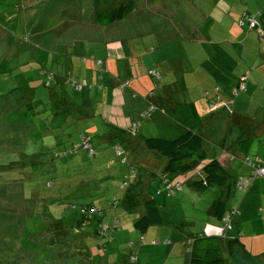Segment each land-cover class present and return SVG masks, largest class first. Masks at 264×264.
<instances>
[{"label":"rangeland","instance_id":"rangeland-1","mask_svg":"<svg viewBox=\"0 0 264 264\" xmlns=\"http://www.w3.org/2000/svg\"><path fill=\"white\" fill-rule=\"evenodd\" d=\"M134 1L136 10L129 17L103 26L95 20L93 0H0V264H128L131 255L141 259L129 264H145L146 254H138L139 248L150 252L156 246H170L162 243L170 238L163 236L167 231L161 225L154 229L159 234L146 236V244L142 243L143 236L134 226L135 214L119 198L128 164L122 162L112 143L101 140L90 127L113 120L123 128L124 137L135 122L144 125L133 136L141 140L174 139L185 128L170 114L155 112L151 119L141 117L140 96L144 95L138 92L137 99L121 98V106L113 93L115 75L107 69L116 68L122 60L130 68L129 76H139L138 83L145 87H140L141 91L154 94V90L170 83L172 91L167 94L174 100L187 101L191 95H198L183 86L184 76L193 73L178 72L177 66L184 68L192 58L194 63L206 62L207 68L214 64L201 44L190 40L192 31L201 30L208 40L207 48L212 47L209 42L216 44L223 34H229L234 21L249 28L248 23L241 24L242 10L258 16L260 5L259 0ZM85 31L101 32L107 40H121L123 59L107 58L105 37L93 41ZM218 62L228 60L219 55ZM150 70L161 74L160 80L153 78ZM166 73L170 74L167 80ZM72 78L87 82L91 89L77 90L70 82ZM142 79H148L149 89ZM218 89L216 94L203 91L212 106L220 102ZM62 92L72 101L84 98L89 107L79 108L76 115L63 112L68 105L57 98ZM239 95L246 97L236 109L247 114L250 128L245 130L246 157L264 159V89ZM81 132L92 137L97 154L88 156L83 149L63 154L80 141ZM115 143L126 149L123 138L115 139ZM163 178L161 188L168 194ZM256 178L253 204L248 219L240 223L239 236L244 231L248 236L264 231V176ZM211 188L204 201L199 199L203 191L192 195L194 198L188 196L176 212L178 219L196 215L199 222L205 221L209 202L219 198L220 188ZM243 196L242 190L235 191L230 204L239 203ZM87 203H94L96 217L83 214ZM116 220L118 227L114 228ZM184 228L191 231L186 236L196 232L190 226ZM233 231L220 237L223 244ZM179 234L175 230V235ZM153 239L161 243L151 244Z\"/></svg>","mask_w":264,"mask_h":264},{"label":"crops","instance_id":"crops-1","mask_svg":"<svg viewBox=\"0 0 264 264\" xmlns=\"http://www.w3.org/2000/svg\"><path fill=\"white\" fill-rule=\"evenodd\" d=\"M259 5L260 7L257 9L258 12L264 9V0H259ZM242 11L244 13L251 12V10L248 9ZM259 25L263 28L261 22ZM99 28L100 27H98L97 32H99ZM97 32L95 31L92 33L85 31L84 35L89 39H95L93 41H98L97 39L102 40L100 37L104 36L103 33L100 32L96 34ZM192 33L190 40L192 39V42L195 43V45L201 44L202 50H204L203 53L208 54V59H211V57L214 59V64L210 63L211 68H207L206 62L202 63L200 61L194 63L193 58L185 63L184 68L177 66L178 72L183 70L185 74L193 73L192 76H184L183 86L189 92L195 90V94H198L199 96L193 94L190 96L189 100L184 102L174 100L171 97V94H167V92L172 91V85H169L170 83L166 85L163 84L162 87L159 86L158 88H161L154 90V94H146L139 89L140 87L145 89V87L138 83L140 81L138 78L139 76H136L134 73L129 76L130 68L122 60L117 63L116 68L110 67L111 69H107L115 75L112 78V84L114 87L113 93L116 94L121 102V106V98L125 100V98L129 96L130 98L134 97L137 99L139 97L137 96V92L144 95L140 96L143 102L139 109L140 114L143 109L151 104L157 107L147 119H151L155 112H159L158 114L161 115L170 114L175 118V113L184 110V121L179 119H176V121L183 125L185 130L188 126H191V121L194 122V120L199 117L201 119V125L196 130H198V132L204 137L205 147L210 158H217L235 176L248 175L251 173V168L245 163L246 151L244 150V147L246 144L244 142L248 140V137H245V130L250 128H248L247 125V114L236 109V105L246 97H241V95H239L240 93L247 91L248 95H251L256 94L260 89H264V34L262 35L255 29H249L246 25L242 27L234 21L228 31L229 34H223L216 44L209 42L212 44V47L210 46L207 48L206 44L208 40L202 35L201 30L194 29ZM96 37L98 38L96 39ZM104 39L107 40L106 37ZM107 43L110 50L107 49V58L123 59L119 52L122 47L121 40L111 37L107 40ZM219 55H221L222 58L227 59L229 64L225 62L219 63ZM251 57L254 58L252 62L249 60ZM242 59L247 62H243ZM234 60L238 63V66H235L236 63ZM102 63L104 64L103 60ZM177 63L180 65V62ZM174 68L176 70V66ZM125 70L127 74H125ZM217 71H219V74L216 73ZM244 71L248 73L247 90L235 93L240 76L246 73ZM149 74L151 75L150 72ZM166 75L167 77L165 80L170 78V74L168 75V73H166ZM151 76L157 80H160L161 78V74L158 78L153 75ZM142 80L147 82V88L149 89L148 79ZM168 85L171 88H168ZM218 87H220L221 91L219 92L221 94V98L219 99L220 102L217 105L212 106L211 100L203 95V91H206V89L213 90L214 94L215 89ZM61 95L67 98L65 104L68 105L63 109V112H70L76 115L78 111H80L79 108L84 106L89 107L87 100L84 98H81V100L78 101H72V97L68 94L65 95L63 92L59 93V96ZM233 95L236 97L234 98ZM59 96H57V98ZM212 96L215 98V95ZM90 101L91 100L88 102ZM157 118H159V116H157ZM103 122L107 125H103L102 122L97 124V126L94 124L90 127V130L94 131L95 134L97 133L101 140H107L112 143L114 147L116 145H121V147H123L122 144L115 143V139L123 138L124 142H126V149L123 147L124 155L127 156L129 154V156H127V164L128 166L129 164L135 166L138 170V178L134 180L130 187L122 188L120 185L123 193H119L121 194L119 198L126 204L127 208H130L133 214H135L133 217L134 222L144 213V203L149 199H154L160 207L163 215V224L161 226H165L167 231L163 236H169L172 241V245L169 244L170 246L167 247L156 246L154 249H151L150 252H147L141 247L138 249L137 253L141 254L142 251L145 252V264H188L190 236L186 235H188L190 230L186 231L184 227L190 226L192 229H196L195 233H203L207 235H212L215 231L222 228L223 222L213 214V207L218 200L224 199L225 189L219 187L220 191L219 194H217V197L219 198L212 203L209 202V206L207 207V215H209V217L206 218L205 221L199 222L196 215H191L190 217L184 216L183 218L178 219L176 212L180 211L179 207L181 205H185L184 202L186 198L188 196L193 197L192 195L198 196V190L191 185L189 174L180 175L178 177L183 180L182 189L177 190L174 194H166L161 188L162 180L160 182V178H163L162 169L165 162L164 158L154 151L147 150L144 147L143 140L133 137L135 135L132 133L126 134L122 137L123 133L121 131L124 130L120 124L115 123L113 120ZM103 126L105 128H103ZM143 126L144 125H141L139 127L143 128ZM81 134L82 132L80 133V139ZM85 135L88 136L91 143H93L92 137L89 133ZM129 167H127L125 175L128 173ZM246 167L250 169L247 170ZM123 179L121 180V183ZM256 179L257 178L254 179L252 182L253 184H251L248 191L244 193V196L239 203L233 202L230 204L231 207L238 208L235 221L236 223H239V227L240 223L247 220L249 217L248 210L253 204L251 196L256 188ZM212 190L211 187L207 188L201 193L199 199L204 201L205 197L207 198V194L212 192ZM98 197L99 202L103 203V201L100 200L101 195ZM115 198L113 197L114 201H116ZM98 200L95 198L94 203L98 202ZM156 227L159 226L150 227L146 233L141 234V236L154 237L155 234H159L157 231H154ZM262 229H264V227ZM175 230H178L180 234L175 235ZM238 231L239 228L238 230L234 229V231L227 236L224 244L221 242V238H219L222 255L227 259V264H264V231L254 232L250 236H248V232L246 233L245 231L243 236H239ZM120 257L121 254L118 255V259ZM140 259V257H135L136 262L133 263H139ZM128 262L132 263L131 260H128Z\"/></svg>","mask_w":264,"mask_h":264},{"label":"trees","instance_id":"trees-1","mask_svg":"<svg viewBox=\"0 0 264 264\" xmlns=\"http://www.w3.org/2000/svg\"><path fill=\"white\" fill-rule=\"evenodd\" d=\"M136 6L137 4L134 0H93L95 20L103 26L111 25L129 17L136 10ZM260 22L263 25L262 30L264 31V17L259 19V24ZM245 90H247V81L246 89L239 90L237 86V90L235 92ZM59 97V101L62 103L65 104L67 102L66 97L62 95ZM183 112L184 110L175 113V118L184 121ZM200 125L201 119L198 117L194 120V122L191 121V126H188L183 134L177 138L166 139L161 137H149L143 140L144 147L147 150L158 153L164 158L165 162L162 169L164 186L167 181L173 184L179 182L183 188V180L178 177L180 175L189 174L191 185L198 191H204L212 186L224 188L225 197L224 199L218 200L214 204L213 214L223 222L226 213L232 209H235L236 212L234 213L232 219L233 229L238 230L239 223H236L235 221L238 208L231 207L230 200L235 194V191L238 190L235 188L236 178L238 176L247 175L235 176L217 158H210L205 147L204 137L200 132H198V130H196ZM135 133L132 134L134 135ZM246 141L244 142L245 144ZM129 166L131 167L130 164ZM130 167L123 181L127 180ZM137 178L138 170L136 178L130 180L131 183H129L128 187H130ZM248 189L243 192L246 193ZM176 191L174 190L172 194H174ZM93 205L92 203H87L83 206V208L86 207L90 211V209H95ZM144 207V213L134 222L135 228L141 234H145L146 231L152 226H160L163 224V215L161 213L160 207L154 199L147 200L144 203ZM96 213L89 212L88 218H90V215L91 217H96ZM83 214H85V212ZM99 215H101V212H99ZM99 221H101V219H99ZM219 238V236L214 234H191L189 240H191L192 243L188 249V264H227V259L222 255ZM132 256L134 257V255H131L130 258ZM131 262H136V260L134 259V261Z\"/></svg>","mask_w":264,"mask_h":264},{"label":"built area","instance_id":"built-area-1","mask_svg":"<svg viewBox=\"0 0 264 264\" xmlns=\"http://www.w3.org/2000/svg\"><path fill=\"white\" fill-rule=\"evenodd\" d=\"M258 16H260L261 18L264 17V10L258 12ZM256 14H251V13H248V12H245L243 14V18L241 20V24H245V23H248L249 25V28L250 29H256L257 31H259L262 35L264 34V31L262 30V28L260 27L259 25V20L257 19L258 17ZM97 63L101 64L102 63V60H97ZM151 75L153 76H156L157 78L160 76L158 72L156 71H150ZM247 78H248V74H243L240 76L239 78V81H238V89L239 90H244L246 89V81H247ZM70 82L74 85V87L77 89V90H83L84 88H89L91 89V85H89L87 82H79L78 80L76 79H71ZM218 89V88H217ZM236 93V92H235ZM157 109V107L155 105H149L142 113H141V117L147 119L150 117L151 113L153 112V110ZM138 127H139V124L138 123H133L132 127H131V132L132 133H135L137 130H138ZM80 149H83L86 151L87 155L88 156H95L97 154V151L96 149L94 148L93 144L91 143L90 139L88 136H86L84 133L81 134V139L79 142L77 143H74L72 145V147L64 152L63 154H67V153H74V152H77L78 150ZM115 150H116V153L120 156H122V161L124 163H127L128 162V158L127 156L125 155H122L124 154V151L121 150L120 146L119 145H116L115 146ZM245 163L247 165L250 166L251 168V173L250 175H247V176H238L236 178V181H235V188H237L238 190H242V191H245L247 190L253 179L256 178V177H259V176H264V159L263 158H258L257 160H254L252 157H246L245 158ZM137 176V169L135 166L131 165L130 167V172L128 174V177H127V180L123 181L121 183V187L123 188H126L128 187L129 183H131V179H134L136 178ZM182 188L181 184L179 182H177L176 184H173L171 182H166L165 183V190L168 192V194H172L174 192V190H180ZM82 212L86 213V212H91V213H96L97 210L96 208L95 209H90V211L84 207L82 209ZM236 212L235 209H232L231 211H228L223 219V222H224V225L222 228L218 229L217 231H219L218 233H214V235H217L219 237H225L226 236V233L227 231L229 230H232L233 229V215L234 213ZM114 228H117L118 227V220H116L114 222V225H113ZM105 229H107L106 225H105ZM216 232V231H215ZM142 243L146 244V240L144 239V237H142ZM152 244L154 245H157V244H160L161 241L160 240H153L151 241ZM163 244H171L172 241L170 239L168 240H164L162 241ZM192 243L191 240H189V246L190 244ZM135 257H131L130 260L131 261H134Z\"/></svg>","mask_w":264,"mask_h":264},{"label":"bare ground","instance_id":"bare-ground-1","mask_svg":"<svg viewBox=\"0 0 264 264\" xmlns=\"http://www.w3.org/2000/svg\"><path fill=\"white\" fill-rule=\"evenodd\" d=\"M56 7V6H55ZM56 9H57V7H56Z\"/></svg>","mask_w":264,"mask_h":264}]
</instances>
